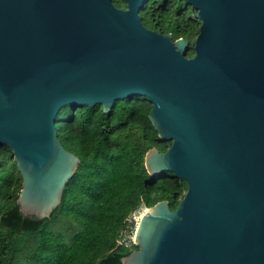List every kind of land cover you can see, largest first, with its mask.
Segmentation results:
<instances>
[{
    "label": "water",
    "instance_id": "95a60500",
    "mask_svg": "<svg viewBox=\"0 0 264 264\" xmlns=\"http://www.w3.org/2000/svg\"><path fill=\"white\" fill-rule=\"evenodd\" d=\"M125 1L0 0V147L20 212L50 218L81 163L59 140L63 108L110 114L142 96L172 144L146 169L188 189L140 216L122 264H264V0H183L201 22L193 58L191 41L144 25L149 0Z\"/></svg>",
    "mask_w": 264,
    "mask_h": 264
},
{
    "label": "trees",
    "instance_id": "16d2710c",
    "mask_svg": "<svg viewBox=\"0 0 264 264\" xmlns=\"http://www.w3.org/2000/svg\"><path fill=\"white\" fill-rule=\"evenodd\" d=\"M113 4L127 8L125 0ZM192 11L183 0H149L140 15L150 30L191 41L201 26ZM152 108L135 96L118 101L110 114L101 105L60 111L59 140L81 163L61 205L43 220L20 212L22 177L12 150L0 147V264H122L133 250L117 245L127 218L163 200L177 209L187 184L171 172L153 177L145 166L149 150L166 152L172 145L152 126Z\"/></svg>",
    "mask_w": 264,
    "mask_h": 264
},
{
    "label": "built area",
    "instance_id": "2783aa9c",
    "mask_svg": "<svg viewBox=\"0 0 264 264\" xmlns=\"http://www.w3.org/2000/svg\"><path fill=\"white\" fill-rule=\"evenodd\" d=\"M143 213H144V210L137 211L127 218L126 220L127 229L121 234L120 238L118 239L117 241L118 247L129 249V250L134 249L135 242L133 240V233H134L136 223Z\"/></svg>",
    "mask_w": 264,
    "mask_h": 264
},
{
    "label": "rangeland",
    "instance_id": "374dc122",
    "mask_svg": "<svg viewBox=\"0 0 264 264\" xmlns=\"http://www.w3.org/2000/svg\"><path fill=\"white\" fill-rule=\"evenodd\" d=\"M194 13V14H193ZM192 14V15H191ZM189 16H191L192 18H193V20L196 22V23H198L199 22V20H197V12L194 10V11H192L190 14H189ZM198 28L200 27V26H197ZM195 38H197L196 36L193 38V40L195 39ZM191 52V51H190ZM183 190H184V193L186 194V192H187V190L185 189V188H183ZM144 210V212L146 211V209H143Z\"/></svg>",
    "mask_w": 264,
    "mask_h": 264
},
{
    "label": "flooded vegetation",
    "instance_id": "af4514ba",
    "mask_svg": "<svg viewBox=\"0 0 264 264\" xmlns=\"http://www.w3.org/2000/svg\"><path fill=\"white\" fill-rule=\"evenodd\" d=\"M162 2H164V1H162ZM162 2H161V4H162ZM165 3V2H164ZM164 5V4H163ZM200 28V27H199ZM198 35V34H197ZM197 35H196V37H197ZM173 38H174V36H173ZM195 40H196V38L193 40V39H191V51H193V47H194V44H195ZM194 52V51H193ZM188 57L189 58H193L194 57V54H191V55H188Z\"/></svg>",
    "mask_w": 264,
    "mask_h": 264
}]
</instances>
